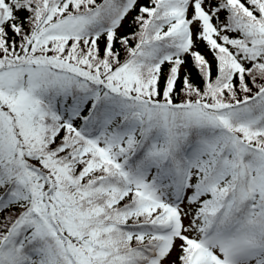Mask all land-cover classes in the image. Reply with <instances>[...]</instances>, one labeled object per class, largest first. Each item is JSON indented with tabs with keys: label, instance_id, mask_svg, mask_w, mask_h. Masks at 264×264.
I'll use <instances>...</instances> for the list:
<instances>
[{
	"label": "snow or ice",
	"instance_id": "snow-or-ice-1",
	"mask_svg": "<svg viewBox=\"0 0 264 264\" xmlns=\"http://www.w3.org/2000/svg\"><path fill=\"white\" fill-rule=\"evenodd\" d=\"M0 264H264V0H0Z\"/></svg>",
	"mask_w": 264,
	"mask_h": 264
},
{
	"label": "trees",
	"instance_id": "trees-1",
	"mask_svg": "<svg viewBox=\"0 0 264 264\" xmlns=\"http://www.w3.org/2000/svg\"><path fill=\"white\" fill-rule=\"evenodd\" d=\"M142 2H144V0H142ZM125 30H126V31H131V29H130V28H128V26H127V25H125Z\"/></svg>",
	"mask_w": 264,
	"mask_h": 264
}]
</instances>
